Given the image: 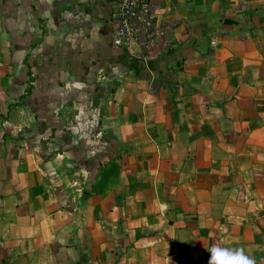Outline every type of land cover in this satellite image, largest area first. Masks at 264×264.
Instances as JSON below:
<instances>
[{
	"label": "crops",
	"instance_id": "obj_1",
	"mask_svg": "<svg viewBox=\"0 0 264 264\" xmlns=\"http://www.w3.org/2000/svg\"><path fill=\"white\" fill-rule=\"evenodd\" d=\"M0 0V264H264V0Z\"/></svg>",
	"mask_w": 264,
	"mask_h": 264
},
{
	"label": "built area",
	"instance_id": "obj_2",
	"mask_svg": "<svg viewBox=\"0 0 264 264\" xmlns=\"http://www.w3.org/2000/svg\"><path fill=\"white\" fill-rule=\"evenodd\" d=\"M116 44L136 47L141 55L149 54L161 35L151 0H109Z\"/></svg>",
	"mask_w": 264,
	"mask_h": 264
},
{
	"label": "clouds",
	"instance_id": "obj_3",
	"mask_svg": "<svg viewBox=\"0 0 264 264\" xmlns=\"http://www.w3.org/2000/svg\"><path fill=\"white\" fill-rule=\"evenodd\" d=\"M208 264H256V261L243 248L213 245L209 249Z\"/></svg>",
	"mask_w": 264,
	"mask_h": 264
}]
</instances>
